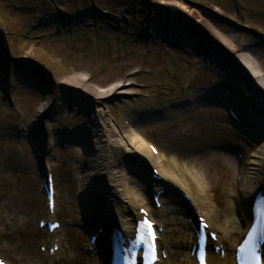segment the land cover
<instances>
[{
    "label": "rangeland",
    "instance_id": "rangeland-1",
    "mask_svg": "<svg viewBox=\"0 0 264 264\" xmlns=\"http://www.w3.org/2000/svg\"><path fill=\"white\" fill-rule=\"evenodd\" d=\"M149 22L150 31L142 32L143 24ZM215 31L233 38V54L258 52L264 65V0H0V251L10 264H89L81 245L87 239L80 210L86 207L82 201L85 176L96 140L90 135L92 93L66 82L77 74H86L87 83L99 87L130 77L135 92L116 94L100 106H109L113 110L109 116L118 124L128 117L138 139L163 152L161 164L169 167L176 185L195 192V182L187 172H201L206 201L226 208L233 182L251 166L264 143V131L256 139L240 135L229 126L223 102L199 98L204 84L218 85L219 76L224 75L216 74L212 63L207 65L213 53L229 62L226 53L232 48L222 44ZM163 33L170 41H162ZM209 40L218 45L216 51ZM237 71L233 70L235 79L233 75L225 79L237 96H243V100L236 96L233 104L240 114L254 112L250 123L264 129V108L260 103L254 106L260 90ZM188 93L196 99L191 110L181 105ZM43 105L47 112L40 117ZM164 111L173 115L165 116ZM48 121L55 146L51 134L53 149L44 166L54 174L57 216L71 224L66 229V249H75L72 257L62 252L48 259L35 242V238L41 243L47 240L36 222L48 214L40 189L42 165L36 158L37 145L44 139L34 140L32 134ZM65 128L73 129L74 135L62 145ZM201 137L209 144L202 150L193 149ZM226 140L239 144V151L244 152L241 166L231 152L218 149ZM167 156L186 164V170L173 168ZM110 157L117 163L118 153ZM120 167L116 170L122 171ZM130 172L122 173L134 193L130 196L146 194L148 180L141 183ZM240 196L236 194L233 200L239 201ZM233 213L225 214L223 220L234 222ZM159 215L171 226L165 239L181 238L183 228L177 216ZM12 243L19 248L14 250ZM173 254L171 264L178 257L186 262L183 248H174Z\"/></svg>",
    "mask_w": 264,
    "mask_h": 264
},
{
    "label": "bare ground",
    "instance_id": "bare-ground-1",
    "mask_svg": "<svg viewBox=\"0 0 264 264\" xmlns=\"http://www.w3.org/2000/svg\"><path fill=\"white\" fill-rule=\"evenodd\" d=\"M175 6H178L183 10L187 8L184 4H175ZM217 35L218 39L221 40L222 44L224 43L229 48H232L228 51V55H230L229 58L233 60L236 59V64H234V66L239 69L242 76L245 79L249 78L252 83L256 84L258 88H260V94L262 95L260 107L264 108V65L261 64L259 61V53L256 52L255 55L246 54L244 56H242V54L240 53H238V55H232L231 51H235V49L233 48V38L230 36L228 37L226 35H223L219 32L217 33ZM211 47L213 48V45H211ZM214 47H218L215 42ZM87 81L88 79L86 74L74 75L66 81L67 83H69V85L81 86L88 90L90 93H92V100L95 104V108L97 109V112L92 113L93 121H91V126L93 128V132L90 134L95 137L96 142L94 141L93 145L96 152H92L90 154V163L88 166V169L90 171L87 172L85 176V178H87L85 180L87 183L82 201L90 205V203L92 202L94 204V200H97L96 198H99L98 193H101L100 195H107V193L115 195L116 198L125 203V206L122 207V221L120 220V223L122 224L115 226L116 233H123L122 227L124 228L126 234L132 233L135 220L139 219L137 215L139 204H146L147 199L143 198L144 200H139V197L137 195L136 197L132 196L134 195V193L130 190V187L126 184L125 181L121 180L123 176L122 173L124 172V168L122 166L124 165L122 164V166L120 167L122 171L116 170V166H118V159H123V156H125L126 154L133 155L135 152H138L141 156L145 157L146 161H153L157 164V166H159L158 172L163 178L171 180L174 179V175L170 173L171 170L169 169V167L166 168L165 166L161 165V159L163 157L160 152H157L156 155H153L152 150L150 152L149 144H145L142 138H140V140L138 139L140 135H138V133L136 134L135 131H133V124L128 125V120H130L128 117L124 116L122 118V121H120V123L118 124L110 118L111 114L113 113V110H111L109 106H106L104 108L99 107L100 102L106 98H113L116 94L125 95L135 92L134 87L131 85V78H121L106 87L94 86L88 84ZM191 100L194 101V99ZM46 110L47 105H43L41 108H39V116L41 117L45 115V113L47 112ZM168 114L173 115V112L169 111ZM35 133H33V137L37 136V134ZM110 153H118L119 158L117 159V163L116 161H114V158L112 159L110 157ZM170 159L172 167L178 169L180 167L179 163L173 158ZM250 165L251 166L246 169V172L241 173V177L233 182L234 186L230 189L231 193L229 195L230 197L228 198V205L225 209L226 215H228V213H237L239 211L241 213L240 216H242L241 218L244 223H247L252 215L254 209L252 205L253 197L258 191L264 190V143L258 149L257 154H255L254 159L250 162ZM187 174H189V176L195 182V192L191 193V199L194 202L195 207H198L200 211H206L208 209V203L205 198V189L202 183V179L200 177L202 176L201 172H199L200 175L193 174L191 172H187ZM177 176L175 177L180 179V176H182V174L180 173V176ZM120 187H122L121 192L124 197L121 194H118L117 192ZM104 189H106L107 191L102 192ZM95 192H97V195L95 194ZM129 193L132 195L130 196ZM236 194L241 195L239 201L233 200V197H235ZM91 198H93L94 200ZM161 198V202L164 203L166 201V197L163 195ZM229 200L233 201L232 204H230ZM135 208L136 211L134 210ZM178 211L185 212V209ZM214 213L215 211L211 209L210 212H208V217L210 215H215ZM113 220L115 221L117 220V218L113 217ZM222 228L223 236H219L218 239L219 242H227L229 246L227 247L226 252L227 259L229 258L228 256L231 253V246L232 251L234 252L236 244L246 233L248 226L244 228V224L242 225L240 222L235 220L230 224L225 223ZM182 242L185 247L189 250L191 245L193 244L192 234L187 233L185 238H182ZM177 243L179 244L180 242ZM161 246L167 247L166 243L163 242L161 243ZM210 260L212 264H214L215 262L217 264H225L221 263L220 259L214 256H212ZM187 264H195V262L193 259H189L187 260Z\"/></svg>",
    "mask_w": 264,
    "mask_h": 264
},
{
    "label": "snow or ice",
    "instance_id": "snow-or-ice-1",
    "mask_svg": "<svg viewBox=\"0 0 264 264\" xmlns=\"http://www.w3.org/2000/svg\"><path fill=\"white\" fill-rule=\"evenodd\" d=\"M151 227V225L149 224V228Z\"/></svg>",
    "mask_w": 264,
    "mask_h": 264
}]
</instances>
